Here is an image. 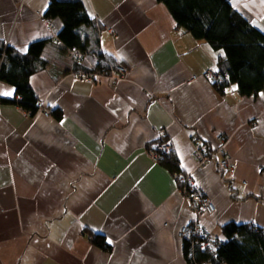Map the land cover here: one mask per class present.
Masks as SVG:
<instances>
[{
    "label": "crops",
    "instance_id": "obj_1",
    "mask_svg": "<svg viewBox=\"0 0 264 264\" xmlns=\"http://www.w3.org/2000/svg\"><path fill=\"white\" fill-rule=\"evenodd\" d=\"M50 1L0 0V41L22 53L46 41L47 62L31 77L35 114L5 104L18 96L0 81V264H190L178 238L184 224L222 240L231 223L264 229V91L243 96L236 84L221 92L210 83L205 74L223 53L186 33L158 0H83L100 50L127 72L79 78L96 57L74 60L59 40L62 22L42 21ZM230 1L264 32V0ZM161 131L214 215L192 212L173 173L150 157ZM219 136L229 171L194 156L196 143L219 149Z\"/></svg>",
    "mask_w": 264,
    "mask_h": 264
},
{
    "label": "trees",
    "instance_id": "obj_2",
    "mask_svg": "<svg viewBox=\"0 0 264 264\" xmlns=\"http://www.w3.org/2000/svg\"><path fill=\"white\" fill-rule=\"evenodd\" d=\"M158 1L168 7L186 33L206 40L214 50L223 53L219 69L229 75L230 83L238 86L241 95L252 96L264 91V32L254 27L230 0ZM45 18L62 22L58 36L67 48L96 57L95 69L84 73L109 74L116 67V59L100 50L96 23L83 0H51ZM45 46L46 41L34 42L22 53L0 41V81L12 86L18 96V100H4L5 104H17L32 114L38 111L39 100L31 86V77L47 66L43 59ZM160 162L173 175L181 173L179 161L173 154L161 155ZM223 231L226 239L217 256L202 250L198 242L184 241L188 262L264 264L263 229L231 223ZM90 239L95 246L111 250L103 235L91 234Z\"/></svg>",
    "mask_w": 264,
    "mask_h": 264
},
{
    "label": "built area",
    "instance_id": "obj_3",
    "mask_svg": "<svg viewBox=\"0 0 264 264\" xmlns=\"http://www.w3.org/2000/svg\"><path fill=\"white\" fill-rule=\"evenodd\" d=\"M42 21L49 24L51 19L43 17ZM73 57L76 62L80 63L85 59L86 55L79 51H74ZM126 72V68L120 65L116 67L115 74H111L109 77L116 80L125 75ZM97 74L99 73L80 72L78 73V77L84 78L89 82H93L95 81ZM205 78L223 92L225 91L224 86L230 83L229 75L222 73L219 68L209 69L205 74ZM194 79H196V77H194ZM45 115L47 117L51 116V111H45ZM159 137L160 142L149 149L150 157L156 162L160 161L161 155H169L174 150V146L165 141L164 131H161ZM218 140L222 143V146L217 150H212L196 143L194 147V156L199 166H206L214 159H217L218 166L223 171H229L232 168V159L224 148L227 138L219 136ZM174 177L182 185V192L187 197L192 212L196 215L205 213L210 216L216 213V205L209 198L205 190L198 186L189 174L175 173ZM178 238L182 241L198 242L202 250L208 251L216 256L218 254V250L225 242L222 239L215 238L207 227L200 225L198 222L184 224L178 231Z\"/></svg>",
    "mask_w": 264,
    "mask_h": 264
}]
</instances>
